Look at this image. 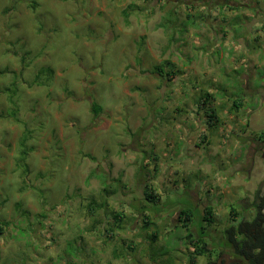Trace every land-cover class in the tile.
I'll list each match as a JSON object with an SVG mask.
<instances>
[{
	"label": "rangeland",
	"instance_id": "obj_1",
	"mask_svg": "<svg viewBox=\"0 0 264 264\" xmlns=\"http://www.w3.org/2000/svg\"><path fill=\"white\" fill-rule=\"evenodd\" d=\"M166 60L170 82L150 73ZM204 93L212 128L195 106ZM236 98L242 106L231 110ZM91 172L115 194L104 199ZM143 178L157 206L143 200ZM257 192L264 197V0H0V264H190L185 236H197L206 206L212 253L195 264H230L216 256L223 231L253 217ZM186 208L194 218L184 227Z\"/></svg>",
	"mask_w": 264,
	"mask_h": 264
},
{
	"label": "trees",
	"instance_id": "obj_2",
	"mask_svg": "<svg viewBox=\"0 0 264 264\" xmlns=\"http://www.w3.org/2000/svg\"><path fill=\"white\" fill-rule=\"evenodd\" d=\"M147 2V1H146ZM134 4L128 5L125 9L122 10V17L124 20V23H128V18L134 12L136 9ZM234 8V7H233ZM175 12L174 11H168L166 15L163 18V23L160 24L163 28H168L170 25L174 23ZM192 17L190 15L187 16V19H191ZM167 68V69H166ZM174 65L166 60L162 63L153 66L150 73L152 75H155L156 77L160 79H166L170 82L172 77L176 76V73L174 72ZM11 86H15L14 83L11 84ZM6 92L9 94V102L12 105V107H15L14 100H12V96L15 93V90H12L10 88L6 89ZM212 99V96L210 93H204L200 95L195 100V106L198 110L203 111L204 116L208 119L207 125L208 128H212L217 123V118L214 110L210 107V101ZM242 106L241 99L236 98L232 101V105L230 107L231 110H238ZM91 112L94 117L98 115V113L101 111V108L96 105L95 103H91ZM16 107L14 108L15 111ZM10 114L13 116L14 113L10 112ZM206 137L205 134L201 133L199 136V144H202L205 141ZM259 139H263V135L261 134L259 136ZM26 140V135L22 137L20 140V154L18 157V163L17 166L20 169H24L23 173H26V147L24 145ZM151 160H153V157H151ZM145 164H143V167ZM144 169V168H142ZM90 176H96L101 181L102 184V190L101 194L106 199L109 195L115 194L116 191V185L112 184V180L109 179L106 175L103 173L100 175H96L94 172H91ZM144 189H143V200L147 203L153 204V206H157L159 204V196H157L150 185H148V179H144ZM117 182V181H115ZM260 193L257 192L256 195H254V201L253 206L255 210V214L250 220H240V221H234L235 224H230L228 227H226L222 234V240L220 241L218 245V251L217 255L220 254L222 251L227 253L231 258L232 262L230 264H264V197L259 195ZM100 205H96L94 202L90 205H88L90 212L95 213L94 211L97 208H104L106 205L105 200ZM142 211V210H141ZM231 214H237V211L235 208H230ZM25 214V213H23ZM142 216H145L144 213H141ZM180 219L179 222L186 227L187 224L191 221L192 218H194L193 210H190L189 208L183 209L179 213ZM112 218L115 222L113 227H117V224L121 219V214L119 212L112 213ZM144 219L146 217H143ZM213 223V209L211 206H206L202 210V214L198 216V223L196 225V237L194 238L190 233H187L185 236L187 240V244L192 248V253L189 257V263L195 264V258L196 257H202L205 254H210L212 251L208 252L207 249V242H206V230L210 227V225ZM9 223L3 222L2 225L7 226ZM1 228V227H0ZM1 230V229H0ZM111 231V229L109 230ZM109 231L105 230L106 234H109ZM111 236V235H110ZM153 237V236H152ZM220 249V250H219ZM210 264V262H208Z\"/></svg>",
	"mask_w": 264,
	"mask_h": 264
}]
</instances>
